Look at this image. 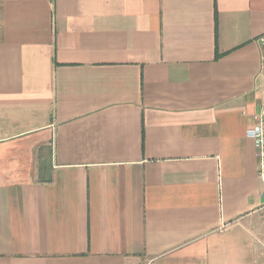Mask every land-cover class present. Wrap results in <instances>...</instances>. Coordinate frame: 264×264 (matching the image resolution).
I'll return each mask as SVG.
<instances>
[{
	"label": "crops",
	"instance_id": "crops-1",
	"mask_svg": "<svg viewBox=\"0 0 264 264\" xmlns=\"http://www.w3.org/2000/svg\"><path fill=\"white\" fill-rule=\"evenodd\" d=\"M264 0H0V264H264Z\"/></svg>",
	"mask_w": 264,
	"mask_h": 264
},
{
	"label": "built area",
	"instance_id": "built-area-1",
	"mask_svg": "<svg viewBox=\"0 0 264 264\" xmlns=\"http://www.w3.org/2000/svg\"><path fill=\"white\" fill-rule=\"evenodd\" d=\"M257 40L261 48L260 62H261L262 71L264 73V33L260 34ZM248 134L250 137L254 139L256 145L258 163H259V176L260 179L264 182V104L262 106V110L259 115L258 123L254 128L248 131ZM262 210H263L262 224L264 227V202L262 205Z\"/></svg>",
	"mask_w": 264,
	"mask_h": 264
}]
</instances>
